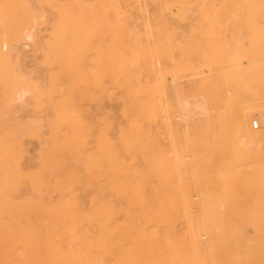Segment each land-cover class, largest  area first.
<instances>
[{
    "label": "bare ground",
    "instance_id": "obj_1",
    "mask_svg": "<svg viewBox=\"0 0 264 264\" xmlns=\"http://www.w3.org/2000/svg\"><path fill=\"white\" fill-rule=\"evenodd\" d=\"M4 3L0 264H264V0Z\"/></svg>",
    "mask_w": 264,
    "mask_h": 264
},
{
    "label": "rangeland",
    "instance_id": "obj_2",
    "mask_svg": "<svg viewBox=\"0 0 264 264\" xmlns=\"http://www.w3.org/2000/svg\"><path fill=\"white\" fill-rule=\"evenodd\" d=\"M3 1V2H2ZM2 2V3H1ZM2 4V5H1ZM5 3H4V0H1L0 1V7H2V8H0V22L2 21V23H0V44L2 45V40L4 39V37L5 36H3L2 37V35H3V32L5 31V28H6V26L8 25V23H9V19H8V17H5L6 15V13H5V5H4ZM4 7V8H3ZM135 8H134V6H133V4H131V3H128L127 5H126V17L121 21L122 22V24H125V25H127L128 24V22H129V20H131L133 17H135ZM4 14V15H3ZM5 20H4V19ZM6 20H8V21H6ZM4 24V25H3ZM7 24V25H6ZM4 29V30H3ZM1 37H2V40H1ZM0 45V46H1ZM1 48V47H0ZM3 50V49H2ZM3 57V56H2ZM0 59H1V55H0ZM1 61V60H0ZM3 61V60H2ZM1 63V67L0 68H3V73H2V69H1V72L0 73H2V74H0V79H1V82H2V84L3 85H1L0 84V94H1V96L3 95L2 93H3V91H4V89L3 88H5L6 86H7V84H8V80L11 78V77H8L7 75H9L10 76V71H9V69H8V67H7V64L3 61V62H0ZM29 63V67H32L33 65H31V63H32V61L30 62H28ZM3 65V66H2ZM6 65V67H4ZM139 65V64H138ZM5 68V69H4ZM134 68H136V67H134ZM7 71V72H6ZM9 72V73H8ZM8 73V74H7ZM3 75V76H2ZM2 76V77H1ZM5 76V77H4ZM3 78H5L4 80H3ZM7 78H9L8 80H7ZM3 81H5V83L3 82ZM1 90H3V91H1ZM0 104H1V101H0ZM121 105H122V101H121V99L120 98H105V100H104V110H105V115L107 116V118H109V120L110 121H112V123L114 124V125H116V124H118L119 122H121L122 121V115L120 114V108H121ZM27 112H28V114H30L32 111H31V109L29 110H27ZM27 112H25V113H27ZM254 117V116H253ZM253 117H251L250 118V120H249V125H250V121L252 120V118ZM100 124V123H99ZM158 124H160V123H158ZM256 129V128H255ZM110 133L111 134H113V133H115V128H111V130H110ZM157 140H159L162 144H164V142H165V136L163 135V133H160V135L158 136L157 135ZM25 146H26V148H27V156H30V155H32V154H34L36 151H37V148H38V140L36 139V138H27V139H25ZM25 158V165H28V164H30L31 163V160L30 159H28L26 156L24 157ZM86 198V197H85Z\"/></svg>",
    "mask_w": 264,
    "mask_h": 264
},
{
    "label": "built area",
    "instance_id": "obj_3",
    "mask_svg": "<svg viewBox=\"0 0 264 264\" xmlns=\"http://www.w3.org/2000/svg\"><path fill=\"white\" fill-rule=\"evenodd\" d=\"M252 126H253V128H257V122L256 121H253L252 122Z\"/></svg>",
    "mask_w": 264,
    "mask_h": 264
}]
</instances>
